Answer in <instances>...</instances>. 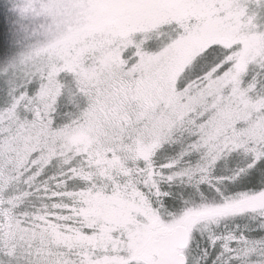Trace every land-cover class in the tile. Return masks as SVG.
Listing matches in <instances>:
<instances>
[{
  "label": "snow or ice",
  "instance_id": "6c2138e0",
  "mask_svg": "<svg viewBox=\"0 0 264 264\" xmlns=\"http://www.w3.org/2000/svg\"><path fill=\"white\" fill-rule=\"evenodd\" d=\"M5 11L0 264H264V0Z\"/></svg>",
  "mask_w": 264,
  "mask_h": 264
},
{
  "label": "rangeland",
  "instance_id": "374dc122",
  "mask_svg": "<svg viewBox=\"0 0 264 264\" xmlns=\"http://www.w3.org/2000/svg\"><path fill=\"white\" fill-rule=\"evenodd\" d=\"M14 43V42H13ZM15 45V43H14ZM16 47V45H15ZM17 51V47H16V50ZM14 51V52H15ZM12 54H10L9 56H11ZM7 56V57H9ZM7 57L3 58L0 60V62H2L4 59H6ZM245 160L242 156H238V155H233L231 157H229L227 159V161H221L218 165H217V168H216V172L215 174L217 176H220V175H230L231 174V169L235 166L237 167H243L245 165ZM236 167V168H237ZM245 189V190H243ZM228 190L229 192L231 191H239L241 190V192H245V191H257L259 190V188L252 184V183H249L248 180L246 178L242 179L240 182H238L237 184H234V185H228ZM247 221H238V223H246Z\"/></svg>",
  "mask_w": 264,
  "mask_h": 264
},
{
  "label": "trees",
  "instance_id": "16d2710c",
  "mask_svg": "<svg viewBox=\"0 0 264 264\" xmlns=\"http://www.w3.org/2000/svg\"><path fill=\"white\" fill-rule=\"evenodd\" d=\"M16 47L13 43V25L9 14L5 11L0 17V60L13 54ZM237 167V166H236ZM235 166L231 169H235ZM245 190V189H243ZM236 191H231L230 193H235ZM241 192V190L237 191Z\"/></svg>",
  "mask_w": 264,
  "mask_h": 264
}]
</instances>
